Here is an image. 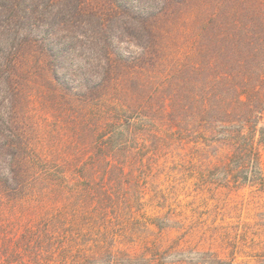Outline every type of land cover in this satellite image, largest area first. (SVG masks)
<instances>
[{
	"label": "trees",
	"instance_id": "1",
	"mask_svg": "<svg viewBox=\"0 0 264 264\" xmlns=\"http://www.w3.org/2000/svg\"><path fill=\"white\" fill-rule=\"evenodd\" d=\"M186 1L0 0V264H264V213L226 219L264 193V0H218L209 42L166 55ZM27 45L70 103L65 149L21 125Z\"/></svg>",
	"mask_w": 264,
	"mask_h": 264
},
{
	"label": "rangeland",
	"instance_id": "2",
	"mask_svg": "<svg viewBox=\"0 0 264 264\" xmlns=\"http://www.w3.org/2000/svg\"><path fill=\"white\" fill-rule=\"evenodd\" d=\"M106 0H91L93 3H98L105 6ZM35 1H33V4ZM234 5V6H233ZM244 5H242L243 7ZM219 7L218 0H187L176 13L162 15L157 24L156 29L160 33V39L163 43L165 54L173 56H192L194 51L203 43L209 42L208 39L203 40L197 33L200 32V27L203 21L208 18L215 9ZM223 12H236L241 8V3L228 2L223 7ZM26 23L15 26L5 38L12 42L13 36L34 39L41 33L42 28L28 27ZM211 27V25H210ZM5 31V29L3 30ZM7 31V30H6ZM7 33V32H6ZM1 36V35H0ZM135 51V48H132ZM24 54L22 68L18 70V75L21 77V92L23 98L18 104L19 119L22 126L30 133V138L34 139V144L37 147L45 149H52L55 151L59 147L65 149L67 135L62 137L63 131L66 129L67 119L70 112V103L64 99H56L54 96V89L49 88L46 82L47 72L42 65L43 56L39 50L31 48L29 45L23 47ZM126 51V49L124 50ZM42 77H41V76ZM45 75V76H44ZM35 79V82L33 80ZM27 80L31 82L27 83ZM1 89V88H0ZM3 109V108H1ZM68 147V146H67ZM47 152H50L47 150ZM84 152V151H83ZM159 181L163 187L168 185L165 174H161ZM250 188L247 187L240 192V195L248 198ZM179 198H183L180 196ZM260 205L244 204L239 210L228 214L229 216L238 215L247 221H255L261 218L264 213V193L260 198ZM256 214H259L257 217ZM256 217V219L254 218ZM221 215H219V218Z\"/></svg>",
	"mask_w": 264,
	"mask_h": 264
}]
</instances>
